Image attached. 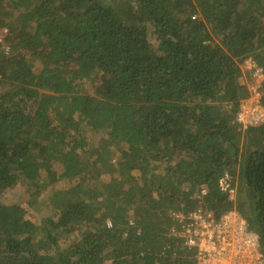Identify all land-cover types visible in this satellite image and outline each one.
Segmentation results:
<instances>
[{"label":"trees","instance_id":"trees-1","mask_svg":"<svg viewBox=\"0 0 264 264\" xmlns=\"http://www.w3.org/2000/svg\"><path fill=\"white\" fill-rule=\"evenodd\" d=\"M0 25L10 47L0 54V264H194L170 230L176 212L197 208L236 209L264 253V122L235 121L249 95L241 64L264 73V0H0ZM92 77V95L78 93ZM259 91L264 107V80ZM82 121L126 145L127 176L102 185L103 197L76 184L31 220L3 194L41 172L39 189L97 176ZM236 165L243 188L232 198L219 181Z\"/></svg>","mask_w":264,"mask_h":264},{"label":"built area","instance_id":"built-area-1","mask_svg":"<svg viewBox=\"0 0 264 264\" xmlns=\"http://www.w3.org/2000/svg\"><path fill=\"white\" fill-rule=\"evenodd\" d=\"M8 33V28L0 25V54L3 55L10 51ZM244 64L261 82L264 80L262 69L253 60L246 59ZM261 82L248 86L249 95L239 102L235 121L241 130L264 122V107L258 90ZM219 184L221 190L231 192L227 177H222ZM174 217L177 224L170 233L179 237L184 247L191 249L194 264H264L258 234L248 228L236 209L214 216L210 211L197 208ZM106 226L110 227L111 223L107 221Z\"/></svg>","mask_w":264,"mask_h":264},{"label":"rangeland","instance_id":"rangeland-1","mask_svg":"<svg viewBox=\"0 0 264 264\" xmlns=\"http://www.w3.org/2000/svg\"><path fill=\"white\" fill-rule=\"evenodd\" d=\"M107 3L113 5H124L126 0H104ZM10 21H13V16H10ZM147 29L151 31V27L147 24ZM32 70L37 71L40 67V62L36 58H31ZM242 75L240 77L241 82L246 84L247 90L248 86L258 84L261 82L257 77L253 75L250 69L244 64H241ZM93 77L90 79L79 80L76 85V90L80 94L92 95L93 93ZM259 90V89H258ZM57 109L63 111L65 109V104L61 103ZM73 120H78L76 117ZM79 129L83 133L87 145H86V157H89L88 161L91 163L93 160H97L98 173L97 176H93L96 173L95 168H89L85 175L82 177H75L72 179H60L54 183L47 184V187L44 189H39L44 182L45 176L44 172H41L39 181L37 183H19L15 188L9 190L3 194V197L6 201L11 203H18L25 207L27 217L31 220H46L50 217L54 210L59 204L63 202L62 199L69 198L72 193L71 191L75 188L76 184H81L82 187L88 186L89 188L98 189L101 192V197L105 195L102 192V185L112 183L115 181L123 180L127 176V173H124L118 166V161L122 160L119 154L126 149V145L118 140H113L108 133V130L105 128L93 129L89 124H86L84 121L80 122ZM107 156L110 158L107 162ZM54 170L59 171L60 165L58 163H52ZM164 165H161V168H164ZM134 166H137L134 164ZM158 167V169L160 168ZM237 165L235 166V176L233 179L231 175H226L227 183L231 188V192H228L229 196L235 198L239 188H243L242 182L239 179L237 174ZM40 191H36V190ZM246 192H243V197L245 200ZM100 199V198H99ZM66 200V199H65ZM28 201L31 203L28 204ZM250 201V200H247ZM101 202H99L100 204ZM29 205V206H28ZM104 210V208H102ZM130 211V210H129ZM130 213V212H129ZM178 213V212H176ZM42 223V222H40ZM79 237L75 232L70 233L69 235H62L60 240H64L67 243V240H77Z\"/></svg>","mask_w":264,"mask_h":264}]
</instances>
